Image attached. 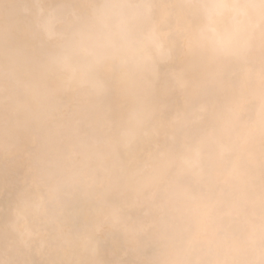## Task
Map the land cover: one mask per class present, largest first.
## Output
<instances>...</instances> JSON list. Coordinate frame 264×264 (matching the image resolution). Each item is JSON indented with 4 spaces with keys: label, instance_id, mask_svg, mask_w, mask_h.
Returning a JSON list of instances; mask_svg holds the SVG:
<instances>
[{
    "label": "clouds",
    "instance_id": "9594fccd",
    "mask_svg": "<svg viewBox=\"0 0 264 264\" xmlns=\"http://www.w3.org/2000/svg\"><path fill=\"white\" fill-rule=\"evenodd\" d=\"M0 264H264V0H0Z\"/></svg>",
    "mask_w": 264,
    "mask_h": 264
}]
</instances>
